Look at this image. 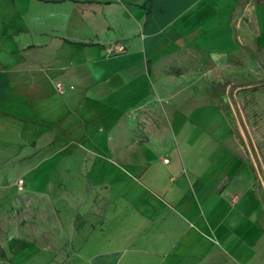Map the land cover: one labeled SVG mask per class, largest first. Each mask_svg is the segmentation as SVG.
I'll return each instance as SVG.
<instances>
[{
	"label": "crops",
	"instance_id": "1",
	"mask_svg": "<svg viewBox=\"0 0 264 264\" xmlns=\"http://www.w3.org/2000/svg\"><path fill=\"white\" fill-rule=\"evenodd\" d=\"M255 82L264 0H0V205L57 264H264Z\"/></svg>",
	"mask_w": 264,
	"mask_h": 264
},
{
	"label": "rangeland",
	"instance_id": "2",
	"mask_svg": "<svg viewBox=\"0 0 264 264\" xmlns=\"http://www.w3.org/2000/svg\"><path fill=\"white\" fill-rule=\"evenodd\" d=\"M240 83L238 79L229 89V78L222 79L215 82V88L228 91L222 95L232 98L233 89ZM259 87L260 83L255 82L251 90L242 91L238 99V112L244 138L248 142L247 148L252 151L254 164L258 168L259 173L255 177L257 180L260 177L264 190V91L256 90ZM17 195L18 199L25 197L24 189L18 190ZM29 209L27 205H0V250L6 255L0 258V264H57V243L53 238L39 237L38 231L32 229V225L36 224L29 221ZM33 219L36 221L38 218ZM69 260V255L63 256V264Z\"/></svg>",
	"mask_w": 264,
	"mask_h": 264
},
{
	"label": "built area",
	"instance_id": "3",
	"mask_svg": "<svg viewBox=\"0 0 264 264\" xmlns=\"http://www.w3.org/2000/svg\"><path fill=\"white\" fill-rule=\"evenodd\" d=\"M56 89L61 94L64 93V91H65V88H64V86L61 83H57L56 84ZM17 188H18V190H23L24 189V181L22 179H19L17 181Z\"/></svg>",
	"mask_w": 264,
	"mask_h": 264
},
{
	"label": "trees",
	"instance_id": "4",
	"mask_svg": "<svg viewBox=\"0 0 264 264\" xmlns=\"http://www.w3.org/2000/svg\"><path fill=\"white\" fill-rule=\"evenodd\" d=\"M5 252L0 250V258H5Z\"/></svg>",
	"mask_w": 264,
	"mask_h": 264
}]
</instances>
